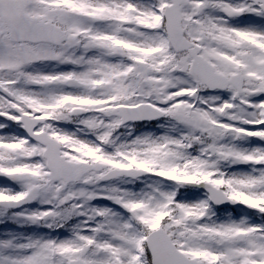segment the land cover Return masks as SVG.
<instances>
[{"label":"snow or ice","instance_id":"1","mask_svg":"<svg viewBox=\"0 0 264 264\" xmlns=\"http://www.w3.org/2000/svg\"><path fill=\"white\" fill-rule=\"evenodd\" d=\"M0 264H264V0H0Z\"/></svg>","mask_w":264,"mask_h":264},{"label":"rangeland","instance_id":"2","mask_svg":"<svg viewBox=\"0 0 264 264\" xmlns=\"http://www.w3.org/2000/svg\"><path fill=\"white\" fill-rule=\"evenodd\" d=\"M2 182V181H0ZM6 230L5 226L0 225V233L4 232Z\"/></svg>","mask_w":264,"mask_h":264}]
</instances>
